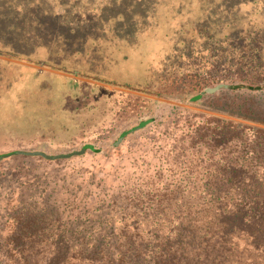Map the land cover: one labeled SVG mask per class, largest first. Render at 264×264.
<instances>
[{
	"label": "rangeland",
	"instance_id": "obj_1",
	"mask_svg": "<svg viewBox=\"0 0 264 264\" xmlns=\"http://www.w3.org/2000/svg\"><path fill=\"white\" fill-rule=\"evenodd\" d=\"M260 31L264 0H0V154L95 148L58 160H0V264H108V251L126 253L130 264L137 253L162 264L158 255L171 248L198 264H264L249 227L194 221L213 216L196 196L180 194L169 205L152 195L181 184L168 177L171 169L207 166L196 151L215 154L200 147L210 132L227 133L217 145L221 169L243 153L242 139L254 138L263 155L264 58L259 68L235 67L243 59L237 47L251 46L239 38ZM180 52L181 68L159 61ZM220 84L227 87L207 96ZM250 158L235 166L264 187V156ZM186 180L189 189L204 185ZM44 187L57 191L44 200ZM64 250L78 258L56 255Z\"/></svg>",
	"mask_w": 264,
	"mask_h": 264
},
{
	"label": "trees",
	"instance_id": "obj_2",
	"mask_svg": "<svg viewBox=\"0 0 264 264\" xmlns=\"http://www.w3.org/2000/svg\"><path fill=\"white\" fill-rule=\"evenodd\" d=\"M254 34V32H253ZM243 41H250L251 46L250 48H240L237 47L235 50V53L239 54L243 57V59H238L236 62L235 67L238 69V71H241L243 69L251 68H259V63L264 58V32L260 31L257 32L254 37H252V33L247 36H242L239 38V43ZM221 53H225L224 55H228V52L222 51ZM156 57V54H154L153 58ZM249 57H252L249 59ZM185 54L183 52H180L177 54V56L172 55L171 53L168 54H160L159 61L161 63L166 64V68L169 66L174 67V69L181 68L180 66L182 64H186L184 62ZM249 59V60H248ZM232 60V58H231ZM160 64V63H159ZM187 65V64H186ZM165 67V66H164ZM187 69V66L184 68V70ZM183 70V71H184ZM181 71L180 74L183 72ZM260 72H263V70H260ZM174 73V71H172ZM178 75L179 77H182V75ZM169 77L173 76H165L164 78L167 79ZM161 80V77H159ZM174 78V77H173ZM217 85V83H215ZM210 85H205L204 88L209 87ZM259 89H264V84L259 85ZM240 87L239 85H233L230 84L228 89L230 90H237V88ZM241 87H248L250 89H256L255 86L252 84L246 85L241 84ZM214 94H207V96H212ZM249 115V114H246ZM217 131V129H215ZM226 134L220 132L217 134L214 132L208 133L206 138L204 140H207L208 142H203V140H200V147L204 143L207 145V150L215 151V154L212 156H206V154H203L200 149L196 151L197 154L203 155L206 158L207 166L203 168H199L196 171H193L191 169L186 170L185 172H177L175 170H170L168 173V177H170L174 181L181 182L180 185H171L175 186L174 189L164 185V187L156 188L155 192L152 193L154 197L157 198H167L169 201V205L172 203L173 200H179L177 197L179 195H189V196H196L198 201H202L206 204V207L208 209L207 212L211 211L212 215L211 217L207 218L205 221L203 220H196L205 223H212V222H220L222 223L221 227H232L229 228V231L236 230L238 228H244L249 227L250 235L253 236L252 242L250 245L254 248L261 249L264 247V187L261 185V183H255L253 177L254 184H250V172H238L239 170H242L241 167L236 168V164L240 163L241 161H246V159L250 160H259L263 155H261V151L257 150L260 145L255 142L254 138H247L242 139V145L244 147V150L242 151V154H238L237 158L234 160L233 157L229 159V168L232 170L227 169H221L220 160H217V145H219L220 142L226 141ZM255 135V134H253ZM259 138L258 136H256ZM238 143V142H237ZM237 143H235V147L237 146ZM222 145V144H220ZM199 147V148H200ZM226 147V144L222 146L218 152H220L221 149H224ZM199 161H204L199 157ZM184 170V168H183ZM157 179H163L165 177V173L161 172L157 174ZM200 177L204 178V185L203 186H191V189H189L187 186H184V183L189 182L186 179ZM252 177V176H251ZM236 180V182L229 186L223 182H230ZM244 179L246 182H238V179ZM206 179V180H205ZM213 181H215V184H210ZM43 185H47V183L44 184V182H41ZM165 184V183H164ZM51 190L47 187H44L41 190V193H43V198L48 199L53 195V192L55 193L57 191ZM48 191L51 193L49 194ZM195 191V192H194ZM46 193H48L46 195ZM180 198V197H179ZM162 206V202L160 204ZM194 207V206H192ZM42 209V208H41ZM46 207L41 210L44 214H46ZM60 209V207L58 208ZM129 208H123L124 211H128ZM186 209L190 211L189 207L187 206ZM57 211V208H56ZM44 217H46L44 215ZM126 218V217H125ZM206 218V217H205ZM60 219V218H59ZM207 221V222H206ZM215 222V223H216ZM61 223V222H58ZM123 223L127 224L123 220ZM224 225V226H223ZM67 231V230H64ZM189 231V235L192 233H200V229L196 228L195 230H192L190 227L186 229V232ZM252 231V232H251ZM188 234V233H187ZM63 236H66V234H63ZM172 250L167 251V255L164 256V254L158 255V260L162 264H198V256L195 255L194 259L187 256V254L184 251L177 250L175 248H171ZM81 253V252H79ZM90 251H85V254H90ZM17 254L21 255L19 256L21 260H23L25 263L28 262L27 257L22 255L21 252H17ZM82 254V253H81ZM141 253H137V257H140V260L138 261V264H146V262H149V257L142 258L140 256ZM56 255H59L60 258H69V259H77L78 257L75 255H71L70 251L64 250L61 252L56 253ZM80 259H82V256H79ZM103 263L108 262V264H130V259L132 257H128L127 254H123L121 252H111L108 251L102 255ZM26 259V260H25ZM91 260L93 258H90ZM56 261L58 259H55ZM32 263V262H31Z\"/></svg>",
	"mask_w": 264,
	"mask_h": 264
},
{
	"label": "water",
	"instance_id": "obj_3",
	"mask_svg": "<svg viewBox=\"0 0 264 264\" xmlns=\"http://www.w3.org/2000/svg\"><path fill=\"white\" fill-rule=\"evenodd\" d=\"M222 87H227V85L220 84V85L215 86V87L207 88L205 90V92L206 93H214V92H216L217 90H219ZM200 98H201V95L194 97L193 100H198ZM147 124H148L147 121L141 122L140 125L135 126V127L131 128L129 130H126V131L122 132V134L120 135L119 139L116 141V144L118 145L127 135L136 132L137 130L143 128ZM87 149H94L95 150L94 146L91 145V144L85 145L84 148H82V150L73 151V152L67 153V154H63V153L49 154V153H47L45 151H41V150H32V151L14 150V151H11V152L0 154V160H2L4 158H7V157L14 156V155L41 156V157H43V158H45L47 160H58V159L70 158V157H72L74 155H80V154L84 153Z\"/></svg>",
	"mask_w": 264,
	"mask_h": 264
}]
</instances>
